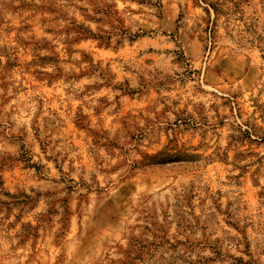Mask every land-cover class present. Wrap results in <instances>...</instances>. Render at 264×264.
<instances>
[{
	"label": "rangeland",
	"instance_id": "obj_1",
	"mask_svg": "<svg viewBox=\"0 0 264 264\" xmlns=\"http://www.w3.org/2000/svg\"><path fill=\"white\" fill-rule=\"evenodd\" d=\"M0 264H264V0H0Z\"/></svg>",
	"mask_w": 264,
	"mask_h": 264
}]
</instances>
